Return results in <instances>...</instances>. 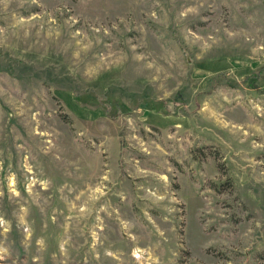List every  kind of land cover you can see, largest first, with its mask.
<instances>
[{
  "label": "rangeland",
  "instance_id": "1",
  "mask_svg": "<svg viewBox=\"0 0 264 264\" xmlns=\"http://www.w3.org/2000/svg\"><path fill=\"white\" fill-rule=\"evenodd\" d=\"M0 264H264V0H0Z\"/></svg>",
  "mask_w": 264,
  "mask_h": 264
},
{
  "label": "trees",
  "instance_id": "2",
  "mask_svg": "<svg viewBox=\"0 0 264 264\" xmlns=\"http://www.w3.org/2000/svg\"><path fill=\"white\" fill-rule=\"evenodd\" d=\"M256 78H257V77H256ZM256 78H255V79H256Z\"/></svg>",
  "mask_w": 264,
  "mask_h": 264
}]
</instances>
